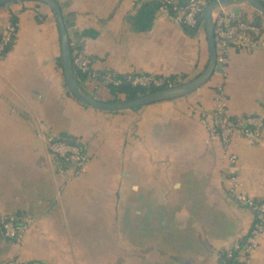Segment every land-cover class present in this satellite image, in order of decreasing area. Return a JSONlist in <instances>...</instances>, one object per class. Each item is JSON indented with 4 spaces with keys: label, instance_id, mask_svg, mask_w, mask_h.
Returning a JSON list of instances; mask_svg holds the SVG:
<instances>
[{
    "label": "crops",
    "instance_id": "1",
    "mask_svg": "<svg viewBox=\"0 0 264 264\" xmlns=\"http://www.w3.org/2000/svg\"><path fill=\"white\" fill-rule=\"evenodd\" d=\"M56 1L72 52L96 72L188 80L207 65L204 30L187 32L156 1ZM225 7L251 20L259 14L245 3ZM12 14L16 33L0 58V212L25 229L18 240L0 230V264H219L253 220L232 185L264 200V130L255 142L233 139V165L203 114L221 88L229 116L264 118V30L253 48L229 50L191 94L108 112L67 91L51 9L29 0L3 6L0 32ZM81 87L112 99L107 85L84 78ZM45 134L81 145L86 171L53 156ZM248 264H264V231Z\"/></svg>",
    "mask_w": 264,
    "mask_h": 264
},
{
    "label": "built area",
    "instance_id": "2",
    "mask_svg": "<svg viewBox=\"0 0 264 264\" xmlns=\"http://www.w3.org/2000/svg\"><path fill=\"white\" fill-rule=\"evenodd\" d=\"M150 1H156L164 13L180 24L196 30L203 26L202 12L207 4L205 0H189L184 5H178L176 0ZM213 20L217 53L216 65L225 63L229 50H249L258 43L262 28L251 19L223 6L214 13ZM15 33L16 27L11 23H8L0 32V58L3 56L5 46L14 40ZM72 64L74 70L84 74L86 79H95L104 85L118 86L127 83L131 86L155 89L173 85L164 77L150 74L131 73L119 76L110 72H96L93 70L90 58L80 52L73 53ZM214 98L215 108L203 114V117L209 122V136L218 140L227 153L236 137L254 142L260 139L264 130V118L259 115L229 116L225 110L221 88H217ZM41 140L53 156L65 163L72 164L77 174L86 171L89 157L81 145L57 139L50 134L42 135ZM228 156L230 163L235 165L236 156L231 153H228ZM231 191L235 202L253 213V220L246 238L242 241L236 240L229 248L220 253L219 264H248V258L257 247L259 237L264 231V200L257 201L250 196L238 193L234 190V185H232ZM24 229L25 225L19 216L0 212V230L5 238L18 240Z\"/></svg>",
    "mask_w": 264,
    "mask_h": 264
},
{
    "label": "water",
    "instance_id": "3",
    "mask_svg": "<svg viewBox=\"0 0 264 264\" xmlns=\"http://www.w3.org/2000/svg\"><path fill=\"white\" fill-rule=\"evenodd\" d=\"M16 1L21 0H0V8ZM29 1H36L48 6L54 14L60 43L61 72L69 94L75 100L81 102L82 104H85L97 110L108 112H123L127 110H134L149 104L184 97L205 85L210 80L216 67L217 53L214 42L213 15L219 7L227 6L236 2L245 3L264 18V5L259 0H210L206 4L202 12L203 30L209 51L208 62L202 72L188 80L138 95L132 99L102 101L92 96L76 82L72 64L71 46L67 35L63 15L58 2L56 0Z\"/></svg>",
    "mask_w": 264,
    "mask_h": 264
},
{
    "label": "trees",
    "instance_id": "4",
    "mask_svg": "<svg viewBox=\"0 0 264 264\" xmlns=\"http://www.w3.org/2000/svg\"><path fill=\"white\" fill-rule=\"evenodd\" d=\"M21 1H23V0H21ZM209 1L210 0H205L206 3H208ZM259 1L264 5V0H259ZM17 2H19V1H17ZM12 3H14V2H12ZM252 18H253L252 21L255 24H257V25L263 24V26H264V18L261 15L257 14V15H254ZM9 21H10L9 23L15 25V27H16L17 19H16V17L13 14L10 16V20ZM181 25H182L183 29H185L187 32H191L192 33V32L195 31V28L186 26L184 24H181ZM12 43H13V41L9 42V44H7L5 46L4 51H3V55H5V53L9 50V48L12 45ZM71 55H72V58H73L72 49H71ZM58 65L61 68L60 58L58 59ZM74 75H75V79H76L77 84L79 86H81V80H83L85 78V75L81 74L77 70H74ZM164 78H166V80H168L169 82H172V83L177 82V81H175L177 78H175L174 76L164 77ZM107 86L109 87L110 93L112 95L111 101H117V100H120V99H132V98H134V97H136L138 95H141V94L156 90L155 88H145V87H139V86H131L130 84H127V83H123V84L118 85V86H113V85H107ZM70 142L72 143V141H70ZM257 201H263V200H257Z\"/></svg>",
    "mask_w": 264,
    "mask_h": 264
},
{
    "label": "rangeland",
    "instance_id": "5",
    "mask_svg": "<svg viewBox=\"0 0 264 264\" xmlns=\"http://www.w3.org/2000/svg\"><path fill=\"white\" fill-rule=\"evenodd\" d=\"M234 8V7H233ZM235 9V8H234ZM260 26H261V28H262V30H264V26H263V24H260ZM202 29H203V26H201L200 28H199V30H200V32L202 31ZM264 32V31H263ZM203 39H204V36L202 37ZM104 73V72H103ZM110 73H112V74H115L114 72H110ZM187 80V79H186ZM91 81H94V82H97V84L99 83L100 85L102 84V85H104L103 83H100V82H98L97 80H95V79H91ZM175 81H177V82H174L173 83V85L174 84H177V83H179V82H182V81H185L183 78H181V79H179V80H175ZM209 82V81H208ZM95 87V86H94ZM92 88V89H95V88ZM221 253V252H220ZM220 253H219V255H218V257H220Z\"/></svg>",
    "mask_w": 264,
    "mask_h": 264
}]
</instances>
